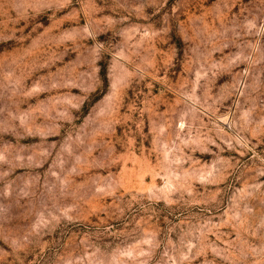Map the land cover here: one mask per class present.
<instances>
[{
	"label": "rangeland",
	"instance_id": "rangeland-1",
	"mask_svg": "<svg viewBox=\"0 0 264 264\" xmlns=\"http://www.w3.org/2000/svg\"><path fill=\"white\" fill-rule=\"evenodd\" d=\"M0 264H264V0H0Z\"/></svg>",
	"mask_w": 264,
	"mask_h": 264
}]
</instances>
